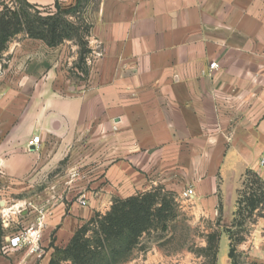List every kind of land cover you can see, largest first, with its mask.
<instances>
[{"label":"crops","instance_id":"crops-1","mask_svg":"<svg viewBox=\"0 0 264 264\" xmlns=\"http://www.w3.org/2000/svg\"><path fill=\"white\" fill-rule=\"evenodd\" d=\"M82 15L101 53L86 76L72 42L23 34L0 63V264H50L114 200L157 187L198 221L230 219L246 172L264 180V0H88ZM39 224L37 253L2 252Z\"/></svg>","mask_w":264,"mask_h":264},{"label":"trees","instance_id":"trees-1","mask_svg":"<svg viewBox=\"0 0 264 264\" xmlns=\"http://www.w3.org/2000/svg\"><path fill=\"white\" fill-rule=\"evenodd\" d=\"M84 1L76 0L74 6L66 7L56 0L53 8L39 7L27 0L0 2V62L10 43L23 34L43 41L50 48L66 41L77 42L78 67L87 73L84 65L91 52L88 48L91 26L81 17ZM245 175L253 178L248 189L252 190L255 185L260 193L259 199L251 203L254 210L264 202V180L252 170ZM175 198L173 193L157 187L127 199L114 200L109 212L97 213L76 231L65 248H57L50 264L129 263L138 248L146 250L142 244L146 236L169 229L176 217ZM220 239V234L207 236V246L202 251L212 257L211 264L217 263Z\"/></svg>","mask_w":264,"mask_h":264},{"label":"rangeland","instance_id":"rangeland-1","mask_svg":"<svg viewBox=\"0 0 264 264\" xmlns=\"http://www.w3.org/2000/svg\"><path fill=\"white\" fill-rule=\"evenodd\" d=\"M8 1L9 0H0ZM88 0L83 2V9ZM1 9V7H0ZM84 19V18H83ZM68 42V41H66ZM77 46V61L75 68L77 73L86 76L91 65L86 60L91 52L86 56L84 73L78 67L79 46ZM70 48V47H69ZM7 57L3 55L0 62L2 67L7 64ZM3 72L0 69V74ZM253 180L252 176L244 175L241 189L238 194L235 212L229 219H224L218 215L213 223L201 222L183 210V203L179 198H175V220L169 224V229L165 232H153L142 241L146 250L138 248L132 260L127 264H211L212 257L206 256L203 249L207 246V236L209 234L221 235L219 252L216 264H264V202L259 207L252 209L251 203L259 199V192L254 185L252 190L247 186ZM12 203L10 205H14ZM248 205V206H246ZM250 205V206H249ZM9 208V207H7ZM232 252V257L229 258Z\"/></svg>","mask_w":264,"mask_h":264},{"label":"built area","instance_id":"built-area-1","mask_svg":"<svg viewBox=\"0 0 264 264\" xmlns=\"http://www.w3.org/2000/svg\"><path fill=\"white\" fill-rule=\"evenodd\" d=\"M101 57V53L98 51H92L91 54L87 57V61L89 65H93ZM211 70H218L220 65L218 63H212L210 65ZM41 143L40 136H34L31 141H29V147H38ZM260 166L264 168V158L260 161ZM195 195V191L192 187L185 189L182 192V198L185 200H191ZM81 204L83 206H87V202L85 199L81 200ZM31 204H23L17 207L16 213H21L24 207H29ZM10 222L8 220L5 221L4 225L9 228ZM39 227L31 226L29 228L20 230L18 232H14L10 236L6 238L5 241L1 244V250L4 253H8L11 249H28L29 253L34 254L37 253L40 249L39 247Z\"/></svg>","mask_w":264,"mask_h":264}]
</instances>
